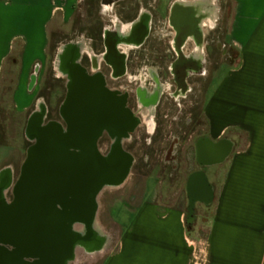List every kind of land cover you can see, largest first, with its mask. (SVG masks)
<instances>
[{
    "label": "flooded vegetation",
    "instance_id": "af4514ba",
    "mask_svg": "<svg viewBox=\"0 0 264 264\" xmlns=\"http://www.w3.org/2000/svg\"><path fill=\"white\" fill-rule=\"evenodd\" d=\"M160 3L161 0H95L99 35H91L90 27L81 24L73 36L59 38L51 61L54 75L65 80L63 95L58 99L57 116L51 117L52 109L44 96L36 97L25 127L29 143L26 157L17 173L12 163L3 165L1 179L10 175L15 184L22 173L27 151L35 145V140L28 135L33 114L44 115L45 121L59 124L67 133L78 121L82 138L90 147L95 146L98 160L108 158L112 164L124 165L127 161L124 154L132 158L126 180L103 193L123 188L133 169L141 165V160L133 153L137 140L144 145L145 161L151 153L157 156L159 150L155 142L164 129L168 134L161 147L162 159L170 166L171 180L176 178L183 158L189 172L196 168L205 170L221 158L228 148L225 139L212 143L207 129L202 127L207 117L205 106L212 74L222 70L232 58L226 40L228 2L169 0L164 13L159 8ZM133 21V42L122 48L123 56L104 57L102 45L107 42L104 25L112 29ZM75 42L77 47L72 52L69 47ZM72 53L77 54L74 61ZM142 73L145 74L144 82L137 77ZM72 88L77 92L80 88V96L91 107L77 121L78 112H73L69 103L74 95ZM161 171L159 169V173ZM191 174L186 177V185ZM206 194L201 177H196L191 188L192 200L206 199ZM186 195L190 204L188 192ZM7 199L14 201L10 191ZM178 200L181 198L172 199ZM1 245L10 252L15 249L19 257L20 238L15 245L10 240Z\"/></svg>",
    "mask_w": 264,
    "mask_h": 264
},
{
    "label": "crops",
    "instance_id": "0c3cea01",
    "mask_svg": "<svg viewBox=\"0 0 264 264\" xmlns=\"http://www.w3.org/2000/svg\"><path fill=\"white\" fill-rule=\"evenodd\" d=\"M231 1L226 40L236 56L212 74L205 106L207 134L228 148L187 173L203 171L214 199L196 203L192 227L187 200L135 204L100 264H264V0ZM84 2L0 0V93L10 85L15 109L32 107L35 95L19 98L24 80L45 68L49 34L70 28Z\"/></svg>",
    "mask_w": 264,
    "mask_h": 264
},
{
    "label": "water",
    "instance_id": "95a60500",
    "mask_svg": "<svg viewBox=\"0 0 264 264\" xmlns=\"http://www.w3.org/2000/svg\"><path fill=\"white\" fill-rule=\"evenodd\" d=\"M38 74L36 67L30 91ZM77 122L67 133L59 124L45 121L42 114L31 117L28 135L35 145L27 151L19 179L13 184L10 175L0 177V264H70L94 259L112 248V237L98 219L99 198L105 189L126 180L133 160L127 154L124 165L112 164L108 158L98 160L95 146L85 143ZM89 150L93 151L89 154ZM198 176L207 188L206 199L201 201L210 204L214 188L203 171L188 178L187 192L190 196ZM9 191L13 202L7 199ZM190 200L186 221L192 227L197 218L195 203L200 199L190 196ZM17 238L22 243L19 257L15 249L10 252L1 245L6 240L15 245Z\"/></svg>",
    "mask_w": 264,
    "mask_h": 264
},
{
    "label": "rangeland",
    "instance_id": "374dc122",
    "mask_svg": "<svg viewBox=\"0 0 264 264\" xmlns=\"http://www.w3.org/2000/svg\"><path fill=\"white\" fill-rule=\"evenodd\" d=\"M168 1L169 0H161L159 8L162 12L168 5ZM227 1L229 14L226 17V23L228 26L230 21V12L233 10V3L231 0ZM84 5V9L86 11L77 12L74 23L70 24V28L62 31L51 32V34H49L48 60L46 61L45 68L40 71L35 88L30 91L28 88L29 79H26L24 80V86L19 94V98L22 102L27 100L28 97L34 95L35 97H38L39 95L44 96L45 100L52 109L50 114L51 117L57 116L56 108L58 106V99H60L63 95L65 83V80L57 78L52 71L51 61L57 41L62 36L68 38L76 34V28H78L81 24L90 27L89 32L91 35H99L97 28L98 12L95 0L85 1ZM104 26L107 27V29L104 30L105 32H103L107 38V42L102 45L104 47V57L107 59L122 57L124 54L122 48L125 47L128 42H133L134 21L132 23H122L118 27H112V29L110 25ZM97 44L100 46L99 41ZM76 47L77 43L75 42L70 45L69 49L74 52ZM232 56L233 58L236 56L235 51H232ZM76 57L77 54L72 53V61L76 60ZM220 72H222V70ZM142 75L143 73L138 74L137 77L141 78L144 82L145 74L143 76ZM8 83L7 85H9ZM9 86L2 91L3 93H0V168L6 163H12L15 167L14 171L17 173L20 169L22 161L26 157V150L29 144L25 135V127L30 108L20 111L15 109V100L13 99L11 92L12 88ZM72 92L74 95L70 100L71 102L69 101L73 107V109H71L73 112L78 110V113L83 116V113L91 107L88 101H84V99L80 96V88L78 90L79 93L75 88H72ZM204 118L206 120L202 128L206 130L207 117ZM167 134V129L161 131L155 142L156 149L158 148L159 150L158 154L157 156L153 153L149 154L147 161H145L146 151L143 149L144 145L142 141L137 140L138 142L135 143V146L133 147V153L136 158L141 160V165L133 169V174L130 176L123 188L116 192L103 193L99 198L101 208L99 210L98 219L103 228L107 232H110L113 237L111 247L115 246L117 239L121 234V227H124L133 217L134 210H132V208L135 204L146 199L172 201V199L179 197L186 200V177L189 171L185 167L186 164L184 162V158L179 165V172L174 180L169 178L170 166H167L162 159L163 151L161 147L165 142ZM151 166H153V168L149 170ZM194 168H196L195 165ZM159 169H162L160 173ZM107 252L94 259L83 258L80 262H84L85 264H100Z\"/></svg>",
    "mask_w": 264,
    "mask_h": 264
},
{
    "label": "trees",
    "instance_id": "16d2710c",
    "mask_svg": "<svg viewBox=\"0 0 264 264\" xmlns=\"http://www.w3.org/2000/svg\"><path fill=\"white\" fill-rule=\"evenodd\" d=\"M190 226V225H189Z\"/></svg>",
    "mask_w": 264,
    "mask_h": 264
}]
</instances>
